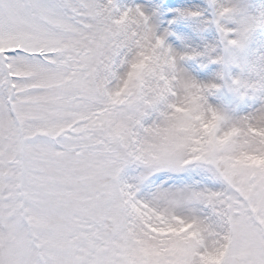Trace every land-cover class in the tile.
Segmentation results:
<instances>
[{"label":"snow or ice","instance_id":"1","mask_svg":"<svg viewBox=\"0 0 264 264\" xmlns=\"http://www.w3.org/2000/svg\"><path fill=\"white\" fill-rule=\"evenodd\" d=\"M216 7L181 54L139 6L0 0V264H264V12Z\"/></svg>","mask_w":264,"mask_h":264},{"label":"rangeland","instance_id":"2","mask_svg":"<svg viewBox=\"0 0 264 264\" xmlns=\"http://www.w3.org/2000/svg\"><path fill=\"white\" fill-rule=\"evenodd\" d=\"M122 9L137 6L145 10L159 34L167 33L168 46L181 54L202 53L208 48L219 50L220 33L215 24L217 5L227 4L246 12L250 16H258L264 12V0H117ZM181 12H199L198 17H184ZM250 54L264 55V28L253 34L250 43ZM182 67L201 83L215 82L221 66L209 62L205 56H196L185 60ZM238 69L233 68V73ZM209 103L234 109L243 114L251 110L253 102L238 101L231 93H220L209 97ZM160 179H168L164 174H157ZM155 179V177H154ZM172 181L169 180V183Z\"/></svg>","mask_w":264,"mask_h":264}]
</instances>
